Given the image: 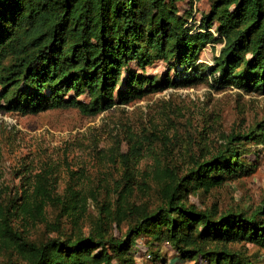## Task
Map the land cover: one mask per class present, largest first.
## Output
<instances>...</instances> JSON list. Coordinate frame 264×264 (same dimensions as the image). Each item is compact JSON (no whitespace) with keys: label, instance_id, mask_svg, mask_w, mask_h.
<instances>
[{"label":"trees","instance_id":"obj_1","mask_svg":"<svg viewBox=\"0 0 264 264\" xmlns=\"http://www.w3.org/2000/svg\"><path fill=\"white\" fill-rule=\"evenodd\" d=\"M179 1L0 0V108L35 114L75 107L94 115L147 91L189 85L208 75L216 87L264 94V0H213L199 27L188 22L190 13L179 14ZM206 42L222 44L212 65L199 61ZM155 60L174 69L175 77L154 82L130 68L131 61L143 67ZM225 139L261 143L264 125ZM241 152L231 145L194 160L181 174L170 168L156 172L161 203L153 210L130 204L132 187L124 186L116 193L112 216L102 206L104 222L95 220L87 235L80 228L87 198L71 185L60 196L47 176H29L32 186L15 203L13 197L5 203L0 193V245L13 247L20 256V261L2 264H114V259L135 264L130 247L139 234L169 239L179 261L254 264L230 245L246 241L264 247V200L250 214L185 203L189 193L249 173ZM48 204L61 206L60 216L70 223L67 231L36 243L14 230V215L35 223ZM107 217L116 226L127 218L135 222L123 236L109 235L103 226ZM138 242L146 254L147 246Z\"/></svg>","mask_w":264,"mask_h":264},{"label":"rangeland","instance_id":"obj_2","mask_svg":"<svg viewBox=\"0 0 264 264\" xmlns=\"http://www.w3.org/2000/svg\"><path fill=\"white\" fill-rule=\"evenodd\" d=\"M212 2L194 0L190 4L182 0L177 6L179 14L190 13L188 22L199 27ZM221 45L206 42L199 61L212 65ZM130 68L135 74L152 77L154 82L175 77L174 69L169 70L161 60L143 67L131 61ZM78 98L87 101L86 95ZM257 123L264 125V94L230 85L216 87L209 75L189 85L147 91L127 104H116L94 115L75 107L35 114L0 108V193L5 203L9 197L15 203L23 190L32 186L29 176L35 178L36 174L47 176L60 196L71 185L87 198L80 221L81 231L87 235L95 220L104 222L102 206L109 207L112 216L116 193L124 186L132 187L130 204L153 210L161 203L156 172L170 168L181 174L194 160L201 161L217 150L237 145L242 150L241 160L251 168L249 173L227 177L208 191L189 193L185 203L200 209L215 208L218 213L233 210L250 214L264 200V141L235 140L232 144L225 137L243 134ZM60 207L46 205L42 219L31 224L14 215L12 227L36 243L58 236L70 228L66 216H60ZM134 222L127 218L116 226L108 218L103 226L109 235L123 236ZM135 239L130 247L135 264H168L175 258L167 238L156 241L139 234ZM138 241L147 246L145 255ZM230 246L254 264H264V247L246 241ZM7 260L20 261V256L13 247L0 245V264ZM113 262L120 264L117 259ZM177 264L206 263L197 259Z\"/></svg>","mask_w":264,"mask_h":264},{"label":"crops","instance_id":"obj_3","mask_svg":"<svg viewBox=\"0 0 264 264\" xmlns=\"http://www.w3.org/2000/svg\"><path fill=\"white\" fill-rule=\"evenodd\" d=\"M173 257H175V258H173L172 260H168L169 262H168V264L170 263V264H177V263H179V262H183V261H179L178 260V258H177V256L174 254V256Z\"/></svg>","mask_w":264,"mask_h":264},{"label":"built area","instance_id":"obj_4","mask_svg":"<svg viewBox=\"0 0 264 264\" xmlns=\"http://www.w3.org/2000/svg\"><path fill=\"white\" fill-rule=\"evenodd\" d=\"M139 247V246H138ZM143 252H144V250H143ZM145 255V254H144ZM147 257H149V254L147 253V255H146Z\"/></svg>","mask_w":264,"mask_h":264}]
</instances>
